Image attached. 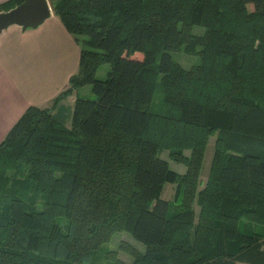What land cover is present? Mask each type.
Returning <instances> with one entry per match:
<instances>
[{
  "label": "trees",
  "instance_id": "obj_1",
  "mask_svg": "<svg viewBox=\"0 0 264 264\" xmlns=\"http://www.w3.org/2000/svg\"><path fill=\"white\" fill-rule=\"evenodd\" d=\"M48 1L78 67L0 140V264H91L116 231L143 249L107 250L112 264H264V0ZM87 83L67 126L51 109Z\"/></svg>",
  "mask_w": 264,
  "mask_h": 264
},
{
  "label": "crops",
  "instance_id": "obj_2",
  "mask_svg": "<svg viewBox=\"0 0 264 264\" xmlns=\"http://www.w3.org/2000/svg\"><path fill=\"white\" fill-rule=\"evenodd\" d=\"M79 49L52 10L36 26L10 24L0 31V140L27 105L49 106L68 85L78 67ZM75 96V91L69 93L51 109L67 126L71 116L62 106L68 102L72 107Z\"/></svg>",
  "mask_w": 264,
  "mask_h": 264
},
{
  "label": "rangeland",
  "instance_id": "obj_3",
  "mask_svg": "<svg viewBox=\"0 0 264 264\" xmlns=\"http://www.w3.org/2000/svg\"><path fill=\"white\" fill-rule=\"evenodd\" d=\"M200 29H201L200 26H194L193 30L195 32H198L200 31ZM81 37H84V36H81ZM171 55L175 60H177L183 66H189L193 63L198 62L197 54H189V53L184 52L182 49L171 51ZM108 67L109 65L107 62L101 63L96 69L95 76L97 78H103L106 74ZM73 91L77 92L78 95L80 96H84L87 98H95V94L91 91V86L88 83L75 88ZM62 108L64 109V111H69L70 116H71L72 107L70 103L64 102V105L62 106ZM214 139H215V134L209 136L208 142L206 144V148L204 151L202 167L200 170V180L202 181V183L204 182L208 174L210 160H211L212 153H213ZM188 152H189L188 150H185V153H188ZM158 155L161 158L167 160L168 166L172 170L177 171L179 173H183L186 170V167L183 163L175 161L169 157L167 149H161L158 152ZM174 193H175L174 183L165 182L163 185L160 197L170 201L169 213H173L177 210V206L174 201ZM195 209L197 210V206H195ZM240 227L243 228L242 221L240 222ZM255 227L257 228L258 225H255ZM120 244L122 246H126L127 244H130L139 249H143V245L140 244L135 239H133V237L128 232L116 231L108 241L102 243L100 250L98 251L97 257H95L92 260L91 264H112V259H110L109 256H107L106 254L107 250H116V255H118L119 258L130 259L131 256L121 249V247L119 246Z\"/></svg>",
  "mask_w": 264,
  "mask_h": 264
},
{
  "label": "water",
  "instance_id": "obj_4",
  "mask_svg": "<svg viewBox=\"0 0 264 264\" xmlns=\"http://www.w3.org/2000/svg\"><path fill=\"white\" fill-rule=\"evenodd\" d=\"M51 10L48 0H21L10 9L0 11V31L10 24L22 28L36 26L49 16Z\"/></svg>",
  "mask_w": 264,
  "mask_h": 264
}]
</instances>
